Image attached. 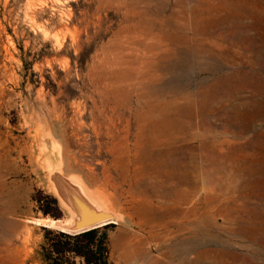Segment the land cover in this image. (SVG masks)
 <instances>
[{
  "label": "rangeland",
  "instance_id": "obj_1",
  "mask_svg": "<svg viewBox=\"0 0 264 264\" xmlns=\"http://www.w3.org/2000/svg\"><path fill=\"white\" fill-rule=\"evenodd\" d=\"M70 193L108 264H264V0H0V264Z\"/></svg>",
  "mask_w": 264,
  "mask_h": 264
},
{
  "label": "trees",
  "instance_id": "obj_2",
  "mask_svg": "<svg viewBox=\"0 0 264 264\" xmlns=\"http://www.w3.org/2000/svg\"><path fill=\"white\" fill-rule=\"evenodd\" d=\"M47 199L57 207L55 199ZM113 227L114 224H107L78 234L42 228L41 259L46 264H70L72 258H81L84 264H108L107 229Z\"/></svg>",
  "mask_w": 264,
  "mask_h": 264
},
{
  "label": "water",
  "instance_id": "obj_3",
  "mask_svg": "<svg viewBox=\"0 0 264 264\" xmlns=\"http://www.w3.org/2000/svg\"><path fill=\"white\" fill-rule=\"evenodd\" d=\"M68 202L76 215L73 225L68 229L71 234H78L107 224H113L110 221L112 217L109 214L95 210L85 198L75 193H70Z\"/></svg>",
  "mask_w": 264,
  "mask_h": 264
},
{
  "label": "bare ground",
  "instance_id": "obj_4",
  "mask_svg": "<svg viewBox=\"0 0 264 264\" xmlns=\"http://www.w3.org/2000/svg\"><path fill=\"white\" fill-rule=\"evenodd\" d=\"M166 110L165 109H161V107H153L152 109H150V113H148L147 118L150 120L151 122V126H146L144 125L142 129V131L145 129V131H149L151 132V135L153 137L152 139V145H159V141H158V137L165 128L167 130H172V127L169 124H159L158 122V115H160L161 113H164ZM74 121V120H73ZM107 126V125H106ZM172 135V132L170 133V136ZM160 138V137H159ZM30 150V149H29ZM75 184V183H74ZM79 184V183H78ZM81 191H83L84 196H86L88 199H90L92 201V203L98 208V209H102L104 212H108V211H113L107 208V206L105 205L104 201L101 200V198H99V196L93 197L92 194L88 191V190H84L81 187H79ZM50 219V218H49ZM53 219H51L50 221V225L54 226L55 222L52 221ZM47 220H39L37 222V224H42L45 223ZM72 223V218H70L69 220H67L65 222L66 225H70ZM46 224V223H45ZM49 224V223H48ZM197 233V232H196ZM194 235V234H193ZM195 262V261H194Z\"/></svg>",
  "mask_w": 264,
  "mask_h": 264
}]
</instances>
